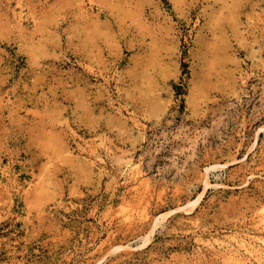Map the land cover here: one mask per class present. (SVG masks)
I'll return each instance as SVG.
<instances>
[{"label":"rangeland","instance_id":"1","mask_svg":"<svg viewBox=\"0 0 264 264\" xmlns=\"http://www.w3.org/2000/svg\"><path fill=\"white\" fill-rule=\"evenodd\" d=\"M261 263L264 0H0V264Z\"/></svg>","mask_w":264,"mask_h":264},{"label":"bare ground","instance_id":"2","mask_svg":"<svg viewBox=\"0 0 264 264\" xmlns=\"http://www.w3.org/2000/svg\"><path fill=\"white\" fill-rule=\"evenodd\" d=\"M242 239V238H241ZM243 240V239H242ZM240 241V240H239ZM241 242V241H240ZM240 244V243H239ZM245 247V246H244ZM259 253V252H258ZM261 262V261H260ZM262 264V263H261Z\"/></svg>","mask_w":264,"mask_h":264}]
</instances>
